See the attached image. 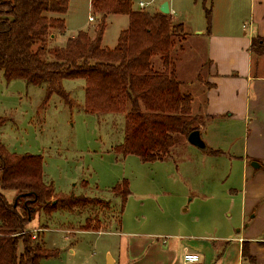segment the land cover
<instances>
[{"label":"rangeland","instance_id":"374dc122","mask_svg":"<svg viewBox=\"0 0 264 264\" xmlns=\"http://www.w3.org/2000/svg\"><path fill=\"white\" fill-rule=\"evenodd\" d=\"M141 1L147 4L144 10L150 11L159 10L167 1L176 22H184L188 28L183 48L179 49L178 42L172 58L177 61L182 90L195 100L192 110L199 100L203 106L204 90L210 83L208 65L200 63L206 60L208 37L199 39L192 33L207 25L208 8L213 22V2L221 4L224 0H133V8L140 9ZM230 2L224 4L228 10L238 7L243 12L242 17L234 15L237 27L248 25L244 16L248 6L240 0ZM222 7L217 13L220 16ZM90 16L95 17L93 22L89 21ZM65 19L66 33L50 39V46L63 45L68 36L79 30H90L93 36V27L101 16L92 10L91 0H70ZM107 23L104 42L113 48L120 31L128 27L129 17L109 14ZM154 63L161 67L158 57ZM63 85L73 103L56 94L45 103L46 85H31L23 79L7 81L0 71V116L6 119L0 126V141L19 155H42L44 177L59 195L104 201L103 206L58 210L49 216L42 211L36 213L30 225L33 232L47 248L58 250V255L43 259L42 264H113L112 258L117 260L115 264H124L127 251L141 242H148L146 248L150 242L159 243L162 249L173 248L181 256L185 247L191 249L195 245L197 234H227V226L236 222L239 207V198L232 195V188L242 183V177L230 176L224 155L200 150L177 135L166 159L146 162L134 154L124 156L115 151L123 140L124 115L86 112L83 79H66ZM202 117V135L209 148L228 152L235 144L234 148L240 151L243 128L235 130L227 119L211 122ZM125 184L130 192L123 201L115 187L121 185L123 189ZM7 195L11 198L14 192ZM119 216L121 225L117 222ZM96 217L101 218L102 230H85L87 220Z\"/></svg>","mask_w":264,"mask_h":264},{"label":"trees","instance_id":"16d2710c","mask_svg":"<svg viewBox=\"0 0 264 264\" xmlns=\"http://www.w3.org/2000/svg\"><path fill=\"white\" fill-rule=\"evenodd\" d=\"M69 2L0 0L3 76L7 81L23 79L31 85H46L45 103L54 94L73 103L63 82L83 79L86 112L125 117L123 140L115 147L116 152L134 154L146 162L166 159L175 137L187 139L192 131L200 129L203 119L193 113V97L182 90L177 61L172 58L178 42L182 49L187 39L184 23L175 22L170 14L160 10L134 9L133 0H91L92 10L101 16L93 27L94 36L90 30H79L63 46H50V39L67 31L65 15ZM109 14L129 17L128 27L121 30L113 48L102 45ZM206 20L210 34V8L206 9ZM252 46L256 52H264V38H254ZM157 57L160 68L154 63ZM5 121L0 116V126ZM8 192H14V196L8 197ZM129 192L126 184L123 189L121 185L115 187L123 201ZM22 194L26 195L19 197L15 205ZM102 201L59 195L44 177L42 155H19L0 141V264H42L43 259L58 255L57 249L47 248L33 232L30 225L36 213L42 211L49 216L58 210L99 206ZM33 208L36 213L31 211ZM100 221V217L88 219L85 230H102ZM117 222L121 225L120 216ZM243 255L251 258L245 245Z\"/></svg>","mask_w":264,"mask_h":264},{"label":"crops","instance_id":"0c3cea01","mask_svg":"<svg viewBox=\"0 0 264 264\" xmlns=\"http://www.w3.org/2000/svg\"><path fill=\"white\" fill-rule=\"evenodd\" d=\"M225 1L231 3L232 0H224L221 4L213 2L210 34L207 25L192 33L199 39L208 37L206 60L200 64L208 65L207 81L210 83L204 90L203 106L199 100L193 112L211 122L227 119L235 130H245L240 151L234 148L235 144L228 152L210 148L213 155L225 156L230 176L242 177V183L232 188V195L239 198L236 222L227 226L229 231L225 235H195V245L191 249L185 247L181 256H177L173 248L162 249L159 243L150 242L146 248L148 242H141L127 251L124 264H186L183 258L186 252L198 253L201 256L199 264H264V52L258 54L252 46L254 38H264V0H240L248 6L244 16L249 20L248 25L242 24V29L234 23V15L242 17L243 12L238 7L228 10ZM220 7L221 16L217 14ZM172 12L170 8L169 14L173 17ZM173 20L176 22L174 17ZM185 30H188L186 26ZM104 36L105 33L102 45L108 47ZM200 130L203 134V124ZM244 245L248 247L250 259L243 255ZM112 260L113 264L117 263Z\"/></svg>","mask_w":264,"mask_h":264},{"label":"water","instance_id":"95a60500","mask_svg":"<svg viewBox=\"0 0 264 264\" xmlns=\"http://www.w3.org/2000/svg\"><path fill=\"white\" fill-rule=\"evenodd\" d=\"M160 11L162 13H165V14H169L170 13V5L167 1L163 2L160 6ZM187 141L196 146L197 148H199L200 150H203V151H206V152H209L210 148L207 146V143L205 142L204 138H203V135H202V131L200 129H197V130H194L192 131L188 137H187ZM26 194H22L20 196H18L15 200V205H17L18 203V199L19 197L21 196H25ZM25 209L30 212V209L28 207H25ZM33 213H36V209L33 208L31 210ZM108 264H109V261H108Z\"/></svg>","mask_w":264,"mask_h":264},{"label":"built area","instance_id":"2783aa9c","mask_svg":"<svg viewBox=\"0 0 264 264\" xmlns=\"http://www.w3.org/2000/svg\"><path fill=\"white\" fill-rule=\"evenodd\" d=\"M139 7L141 9H144L147 7V4H145L144 2L141 1V2H139ZM89 20L94 21L95 17L90 16ZM183 258H184V262L186 264H199V262L201 260V256L198 253H194V252H186L184 254Z\"/></svg>","mask_w":264,"mask_h":264}]
</instances>
